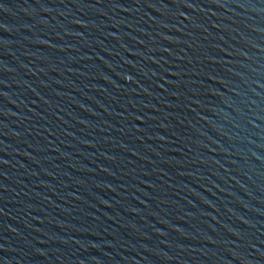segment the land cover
<instances>
[{
    "label": "water",
    "instance_id": "1",
    "mask_svg": "<svg viewBox=\"0 0 264 264\" xmlns=\"http://www.w3.org/2000/svg\"><path fill=\"white\" fill-rule=\"evenodd\" d=\"M0 264H264V0H0Z\"/></svg>",
    "mask_w": 264,
    "mask_h": 264
}]
</instances>
